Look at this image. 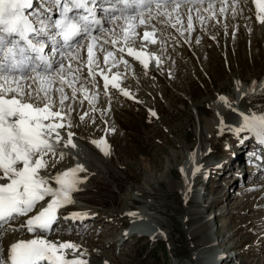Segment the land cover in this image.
Masks as SVG:
<instances>
[{
    "label": "rangeland",
    "instance_id": "1",
    "mask_svg": "<svg viewBox=\"0 0 264 264\" xmlns=\"http://www.w3.org/2000/svg\"><path fill=\"white\" fill-rule=\"evenodd\" d=\"M245 5L242 7L245 19L237 17L240 22L230 16L227 23V11L220 19L211 21L212 26L203 22L199 23V28L193 27L194 30H189L187 24L184 29L179 28L187 36L189 46L179 33L172 34L178 31L166 26L160 28L171 40L169 50L162 49L164 45L143 42L160 56L163 53L165 73L137 67L136 73H130L122 84L139 89V98H145L147 103L132 101L113 90L108 91L111 94L98 96V100L90 98L94 104L84 106L85 101L81 103L78 95L75 97L78 100L71 102L73 111L70 114L76 119L73 125L86 135L100 133L106 128L104 120L107 117L110 127L115 129L108 133L116 152L111 150L106 157L97 151L88 152L93 160L91 163L95 164L87 169L89 172L79 174L86 177V181L79 185L80 191H75L80 198L73 200L79 207L87 206L94 212L92 221L77 224L80 232L71 229L63 231L64 235H77V241L90 243L100 254L113 259L112 264H206L214 248L226 252L222 245L227 241L236 244V248L229 251L235 255L231 264H264V169L257 174L254 171L257 165L251 166L253 163L249 161L255 158L247 155L253 139L244 134L245 139L239 143V136L234 134L242 117L232 125L224 122L223 131L216 126L209 133L206 125L219 114L217 99L221 92L236 101L234 91L240 77L250 82L264 78V33H260L257 23H254V31L250 28L254 10L249 6L248 13ZM181 10L189 16L185 8ZM195 16L199 18L200 15ZM238 27H242L241 32ZM114 30L120 34L119 30ZM167 30L170 32L165 34ZM137 42L135 44L141 45L142 39ZM113 62L108 60L105 64L104 57L99 54L95 67L105 73L119 71L121 68L113 67ZM51 95L54 97V92ZM237 103L234 104L235 112L247 114L246 107L238 100ZM156 107H159V114L151 115L149 111ZM256 107L264 110V102H256ZM84 113L88 115L81 120ZM190 151L205 152L198 163L195 183H186L187 176L181 171ZM174 182L179 183V188L173 190L168 184ZM151 189L157 191L150 194ZM151 202L162 203L157 211L148 210L147 214L156 227L162 226L155 229L160 237L133 235L127 244L117 245L114 239H119L124 221L129 220L130 208L142 212ZM97 221H102L103 225ZM59 222L46 235L52 237L63 227H70L64 221ZM113 222L119 227H113ZM196 229H200L199 232L195 233ZM95 236H100L102 243L96 244ZM7 237H3V243L9 241ZM157 238L167 241L166 250L156 245ZM209 238L213 239L210 244L204 243ZM108 241L115 245L103 244Z\"/></svg>",
    "mask_w": 264,
    "mask_h": 264
},
{
    "label": "snow or ice",
    "instance_id": "2",
    "mask_svg": "<svg viewBox=\"0 0 264 264\" xmlns=\"http://www.w3.org/2000/svg\"><path fill=\"white\" fill-rule=\"evenodd\" d=\"M195 2L202 4L205 0ZM208 2L211 7L212 0ZM254 2L258 6L257 19L264 24V0ZM183 3H193V0H107V7L100 6L101 0H0V245L5 231L27 229L30 234H34L33 239L12 243L7 259L0 255V264H88L83 259L85 253L75 256L80 251L79 245L71 241H50L45 235L53 231L60 208L74 202L72 193L80 191L79 185L86 181V177H80L79 173L87 171L83 164L76 163L63 172H54L65 157V153L60 150L61 141L64 148H77L73 140L75 133L68 131L67 139L64 140L60 129L72 126L70 122L67 125L64 123L65 117L73 109L69 106L65 111V101L69 97L63 85L67 84L75 97L77 89L74 84L78 77L73 76L72 81H66L59 73L65 68V57H69L71 51L82 47L84 41H98L99 33L104 30V21L98 16V12L108 13L109 22L118 18L117 13L139 12L140 24H145L141 10L150 13L153 4L157 8L161 4L179 8ZM233 3H238V0H233ZM196 11L199 14L200 9L197 8ZM225 11L222 4L220 12ZM212 16H215L214 11ZM152 19L149 15L147 22L150 23ZM200 20L203 23L204 17L201 16ZM188 29L194 30L191 15L188 16ZM154 32L155 29L152 33L144 31L142 48L146 47L143 42L156 43L155 38L150 40V36L154 37ZM125 39L127 40V35ZM107 42L105 40L100 45V50H103ZM115 43L112 40V44ZM87 51L88 76L95 80L91 43ZM119 51L123 53L124 48L121 47ZM127 55L135 57L145 68L151 59V54L136 51L133 47L127 48ZM111 56L114 53L109 51L104 57L105 64ZM156 59L159 63V58ZM123 63L127 67L128 61L123 60ZM112 66L116 67L117 63L114 61ZM68 68L70 72L79 71L78 68L72 69L71 63ZM54 74L58 76L59 87H55L57 81ZM99 75L104 80L105 89L110 83L112 87L119 88L116 81L120 73H116L111 80L103 70H100ZM37 83L39 86L33 87ZM53 89L60 93V108L56 111L52 110L55 100L50 95V90ZM81 89L87 99V88L82 84ZM120 91L125 96H131L125 89ZM93 99H98V93ZM220 99L231 107L227 97ZM87 115L88 113H84L81 120ZM240 115L242 123L234 134H247L249 139H255L264 146V113ZM221 125H224L222 118ZM111 131L114 132L115 129ZM91 143L99 146L106 143V140H94ZM109 154L110 150L104 151V155ZM53 183L57 187H53ZM37 205H40L38 210ZM33 212L35 215L29 216ZM21 216L28 218L19 228L12 227V222ZM78 216V213L70 214V218ZM68 249L73 251L71 259L66 252ZM105 264L109 262L105 261Z\"/></svg>",
    "mask_w": 264,
    "mask_h": 264
},
{
    "label": "bare ground",
    "instance_id": "3",
    "mask_svg": "<svg viewBox=\"0 0 264 264\" xmlns=\"http://www.w3.org/2000/svg\"><path fill=\"white\" fill-rule=\"evenodd\" d=\"M249 1H251V4H248ZM222 4H223V6L226 9L225 13L228 11V14H227L228 17L227 16L225 17V21H227V23H229V21L231 20L230 16H232L234 19H236L237 20L236 22H238L240 20L239 18L245 19L243 17L244 13L242 12V7L244 6V4H246L245 7H244V10L246 9L248 11V13H249L251 11V10H249V6H251V8H253V10H254V13H253V16H252V18L254 20L252 21V24H250V28L254 31L255 30V24L254 23H257L258 24V30L260 31V33L261 34L264 33V24L260 23L258 21V19H257V16L259 14L258 13V6L255 4L254 0H238V3H235V4L233 3V0H226V2H224V0H220L219 2H216V3L212 2L211 3V7H209V2H205V3H202V4L183 3V4L180 5L179 8H175L174 5L167 4V5L161 6L160 8H152L150 13L149 12L144 13L143 14V18L146 21L145 24H140L141 15H138L134 19H124L123 17H118L117 19H113L111 22L107 23V25L111 24V25H114V26L110 27L109 31L102 32V35L98 36V41L97 42L92 43L90 40L83 42V45H85V51L83 53H81V55H78L77 56L78 58H74L71 54H69V57H71V59H69V57L65 58V68L59 73V75H63L65 77L66 81H72L73 76L78 77L77 81L74 84V87L77 89L75 97H77V95H78V99L80 101H83L85 98H84V92L81 89V85L82 84L84 85L85 88H87L88 95H90V93H92V95H93L96 92H99V93L101 92L100 88L98 89V88H95V87H91L90 86L91 84L96 85V83L99 82L101 88L103 89L104 80L99 75L100 70L97 67H95V61H97V57H98L99 54H101L103 57H105L107 55V53L109 51H111V52L114 53V56L108 57V60L111 61V62L115 61L117 63V66H119L121 68V71L109 72V73H105L104 72L105 75L109 76L110 80L116 73H120V75H119V77L117 78V81H116L117 83H119V88L112 87V85L110 83L109 87L107 88V91H112L113 90L114 92L123 95L122 92L120 91V89H125L131 94V96H126V97H128V98H130V99H132L134 101H139L140 100L142 102V104L143 103H147V100L145 98H142V99L139 98L140 97L139 96V93H140L139 89H137V88L136 89H133V88L131 89L128 86H125L124 84H122V81H125V79L129 78L130 77L129 76L130 73L135 74L136 70H137V67H142L144 69H148V71H150V72L152 70H157V69H159L161 73L165 72L164 67H163V59L164 58H162L163 53L160 56L159 53H155L154 51H151L148 47L142 48L140 44L139 45L135 44L137 42V40L142 39L143 33H144L145 30H147L150 33H152L153 29H155L154 37L150 36V40L155 38L156 41H157L156 45H160V46L164 45L162 47V49L166 48V49L169 50L170 48L168 46L171 45V43L169 44V42H171V40H170V38H167V36H164L163 29L160 28V26L170 27V28H173V30L176 31V27H177V29L179 28L177 26L179 23L185 22L188 25V16H185V14H186V13H184L185 11L183 10L184 11L183 12L181 10V9H184V8L186 9L188 15H191V17H192V25H194V27L199 28V25L201 24L200 18H197L195 15H200V17L203 16L204 17V21L203 22H206V24H208L207 25L208 27L212 26L211 25V21H214L217 16H218L219 19H220V17L223 16V13L220 12V8H221ZM197 8L200 9L199 14L196 11ZM205 9H208V11H205ZM181 11H182V14L180 15ZM213 11L215 12V16H212V12ZM149 15H151L153 17V19L151 20L150 23L147 22V17ZM238 15H239V18H237ZM194 16H195V18H193ZM172 25H175V27H172ZM145 27H147V28H145ZM113 29L119 30L120 34L113 32ZM125 30H127V32ZM133 30L135 32V35H133ZM238 31L241 32L242 31V27H238ZM185 33H186V31H185ZM165 34H168V31H166ZM126 35H127V40L125 39ZM166 38L169 39L168 42H166ZM174 38L176 40H178V41L180 40L179 38H176V37H174ZM184 38H183V40H184ZM186 39L187 38H185V40ZM105 40L108 41V42L106 44H104L103 50H100V45ZM112 40H115L116 43L112 44ZM133 40L134 41L136 40L135 43H133ZM183 42L186 44V41H183ZM90 43L92 44V48H93V51H92V68H93V71H95L96 75H98V78H97L98 80L96 79V76H95V80H92L88 76L89 55H88L87 48H88V45ZM166 43H168L167 46H165ZM121 47L124 48V52L123 53H121L119 51V49ZM128 47H133L136 51H144V52H146L148 54H151V59H149V61H148V67L147 68H145L143 66V64L139 60H136L135 57L127 55V48ZM121 56H123V60H127L128 61L127 67H125V65L123 63V60H121ZM157 57L159 58V63H157V59H156ZM69 63H71L72 69H77L78 68L79 71L70 72L69 68H68V64ZM84 66H86V68H87L86 71L83 69ZM96 69H98L99 72L96 71ZM83 73H85V75L87 74L86 76H88V77L85 78L83 76H78V74H82L83 75ZM11 78L12 77H9V79H11ZM54 78H56V81H57L55 87H59L60 86V82H59L58 76L56 74H54ZM240 79H241L242 83L238 84V86L235 88L234 92L238 93V99L240 101V104H242V107H246L247 114L264 113L263 109L257 110V107H256V102L257 103L260 102V101L264 102V78H262V80L256 78V80L252 81V82H250L247 78H244V77H240ZM34 87H38V83L34 84ZM63 87H64L65 93L69 97V99L67 100L68 102L65 101V111H67V108L70 106L71 101L75 100L76 98L72 96V89L69 88L67 86V84H64ZM90 88H91V91H90ZM253 88L255 89V91H253ZM104 91H105V89H104ZM52 92H54V95H55L54 97H56L57 99L60 98V93L59 92H56L53 89V90H50V95H51ZM88 97H89V99L92 98L91 95L88 96ZM221 97H226V96H221ZM228 99L231 102V107H229L227 104H225L223 101H221V99L217 101V104L219 106V108H218L219 109V112H218L219 114H217L216 117H215L216 121H215V119L207 121L208 123L206 125H207V128L209 129V133L213 132V128L214 127L216 128V126H219V127L222 126L221 125V118L223 119V122H230L231 125L236 120H240V117H241L240 112L237 113V112H235L233 110L235 108L233 103L236 102V101L235 100L233 101L234 98L232 99L231 97L228 98ZM91 102L94 104V100L93 99L91 100ZM247 103H249V104H247ZM59 108H60V104L55 102V106L53 107L52 110L56 111ZM156 111L159 114V112H160L159 111V107H156ZM75 120L76 119H74L73 115H71V114L67 115L65 117L64 123L67 125L70 122L72 126H71V128L65 127L63 129H60L61 135L65 139H67L66 133L68 131H71V132L75 133V135L73 136V140L76 143L77 148H75V149L70 148V147L64 148L63 147V141H61V146H60V150L61 151L64 150V149L71 150L72 152H74L75 157L71 156L70 154H65L64 159L57 165V168L54 170V172H56V171L63 172L66 169L74 167L75 164H72V163H74L75 159L77 160L78 163L83 164L86 169H89L90 166L95 164L94 162L91 163V161H93V160H91L90 159L91 157L88 155L89 151H94V152L97 151L98 153L102 154V156H105L104 153L100 152L101 145L97 146V145L91 143V141H94V140L95 141L106 140L108 143H110V135H109V133H106L104 137H96V136L86 135L83 132H79L77 126H75L76 124L73 125V121L75 122ZM255 141L256 140H254L252 146H248L250 150H252L254 148ZM107 142H106V144H107ZM112 147H113V145H112ZM112 150H113L114 153L116 152L114 150V147H113ZM250 150H248V151H250ZM202 155L205 156V152L204 151L202 153L201 152L200 153L196 152L195 153V157H193V156H190V157L188 156L187 157V159L185 161V164L183 166L185 172L189 171L187 178L184 180L186 183H190V181H192V183H195V180H196L195 177L198 176V175L195 176V174L197 172L194 171L193 167L197 168L198 165L197 166L196 165L192 166V161L194 159H196V158L200 159V157ZM248 158L249 159H253L250 156ZM254 160H255V158H254ZM252 163L254 164L255 162H252ZM263 165H264V162H263ZM86 172H89V171H86ZM83 173H85V172H83ZM42 174H46V173L42 172ZM168 185H169L170 188H172L174 190L176 187L179 186V183H175L174 182V183L168 184ZM182 185H186V184H182ZM156 191L151 189L150 191H148V193L154 194ZM159 193H160V191H159ZM72 194L74 195L75 192L72 193ZM76 197L80 198L79 195H76ZM134 199H136V198H134ZM84 200L87 201L86 198H84ZM89 200H90V198H89ZM102 202L103 201H100V203H102ZM103 204H107V202L104 201ZM134 204L137 205V203H135V202H134ZM161 205H162V203H160V202L159 203L151 202V203L146 204L143 208H145L146 211H148V210L149 211H155V210L157 211V208H160ZM72 213H78L79 216L77 218H70V214H72ZM93 213L94 212L91 209H89L87 206L79 207L78 205H76L75 201L73 203L65 206V207L60 208L59 213H58V217H59L58 221L55 222V224L53 225V228H54L55 225L60 224L59 221H61V222L64 221V223L66 225L67 224L70 225V227L68 229L66 227H63L62 230H58L57 229L58 231H56L52 237H49V235L45 234L46 238L48 240H50V241H55V242H60V243L71 241V242L75 243L76 245H79L80 246V251L77 252V253L79 255L82 252L85 253L83 258L88 261V264H105V261H108L109 264H112V261H114L113 259H111L110 257H107L105 255L100 254L97 250H95V248L93 246L90 245V243L77 241L76 240V238H77L76 236L77 235L76 236L75 235H70L71 237L67 236L69 234H67V235L65 234L64 235L63 231H69L71 229H77L78 228V227L76 228L77 224H79L81 222L85 224V223H87L89 221H92L91 217H92ZM67 214H69L67 216L69 218L63 217L64 215H67ZM22 219L23 218H21V217L17 218L16 220H14V222L12 223L11 226L15 227V228H19V226L24 222V221L20 222ZM113 220H114V218H112V221ZM112 221H110L109 223H112ZM101 222L102 221H97V223H101ZM113 224H114V225H112L113 227H115V228L119 227V226H116V224L114 222H113ZM125 224H123L122 226H124ZM96 227L98 228V226H96ZM141 229H142L143 233H142V235H140V237L148 236V237L155 238V237L161 235L160 233H156L155 229H159V228H156V227H152V226L147 227V226H145V228H141ZM199 230L200 229H196L194 232L197 233V232H199ZM77 231L80 232L78 229H77ZM109 231H111V230H109ZM85 232H83V233H85ZM103 233H105V232H103ZM131 233H132V231H130V234ZM4 235L8 236L7 238L9 239L8 242H6V243L4 242L3 243L4 247L0 246V248H1L0 249V255L4 254V256L7 254L8 250H9V247H10V245L12 243H15V242L20 241V240L27 241V240H30V239L34 238L33 234H30L27 231V229H21V230L15 231V232L5 231ZM131 236H133V235H131ZM99 238H100V236H95V239H96L95 243L96 244L102 243V242L99 241ZM128 238L129 237L124 236L123 239L120 242V245L127 244ZM212 240L213 239H211V238L206 239V240H204L205 241L204 243L210 244V242ZM161 241L167 242L164 238H159L156 245H159ZM110 243L111 242L108 241V242H105L103 244L106 245V246L115 245V244H110ZM198 244H200V243H198ZM85 250H86V252H85ZM79 255H76V256L79 257ZM45 264H46V262H45ZM206 264H207V262H206Z\"/></svg>",
    "mask_w": 264,
    "mask_h": 264
},
{
    "label": "trees",
    "instance_id": "4",
    "mask_svg": "<svg viewBox=\"0 0 264 264\" xmlns=\"http://www.w3.org/2000/svg\"><path fill=\"white\" fill-rule=\"evenodd\" d=\"M165 243H166V242L161 241L159 245H161L163 249H166V248H165V245H164ZM151 250H152V249H151Z\"/></svg>",
    "mask_w": 264,
    "mask_h": 264
}]
</instances>
